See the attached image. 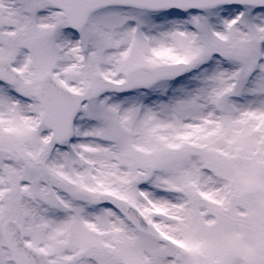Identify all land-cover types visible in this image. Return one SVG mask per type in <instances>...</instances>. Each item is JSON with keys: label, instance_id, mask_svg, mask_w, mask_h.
<instances>
[{"label": "snow or ice", "instance_id": "snow-or-ice-1", "mask_svg": "<svg viewBox=\"0 0 264 264\" xmlns=\"http://www.w3.org/2000/svg\"><path fill=\"white\" fill-rule=\"evenodd\" d=\"M0 264H264V0H0Z\"/></svg>", "mask_w": 264, "mask_h": 264}]
</instances>
